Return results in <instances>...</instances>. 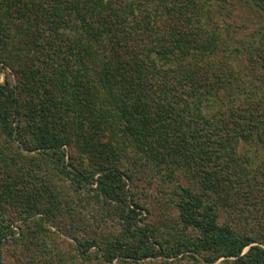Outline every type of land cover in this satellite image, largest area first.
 Listing matches in <instances>:
<instances>
[{
  "label": "trees",
  "instance_id": "trees-1",
  "mask_svg": "<svg viewBox=\"0 0 264 264\" xmlns=\"http://www.w3.org/2000/svg\"><path fill=\"white\" fill-rule=\"evenodd\" d=\"M0 264H264V0H0Z\"/></svg>",
  "mask_w": 264,
  "mask_h": 264
},
{
  "label": "rangeland",
  "instance_id": "rangeland-1",
  "mask_svg": "<svg viewBox=\"0 0 264 264\" xmlns=\"http://www.w3.org/2000/svg\"><path fill=\"white\" fill-rule=\"evenodd\" d=\"M2 78L1 74H0V79Z\"/></svg>",
  "mask_w": 264,
  "mask_h": 264
}]
</instances>
